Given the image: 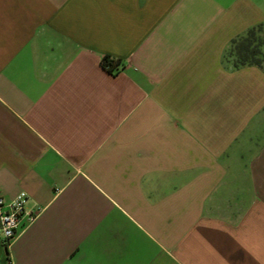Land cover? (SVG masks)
Instances as JSON below:
<instances>
[{
    "label": "crops",
    "instance_id": "obj_1",
    "mask_svg": "<svg viewBox=\"0 0 264 264\" xmlns=\"http://www.w3.org/2000/svg\"><path fill=\"white\" fill-rule=\"evenodd\" d=\"M264 0H0V264H264ZM122 61L115 74L101 62Z\"/></svg>",
    "mask_w": 264,
    "mask_h": 264
},
{
    "label": "trees",
    "instance_id": "obj_2",
    "mask_svg": "<svg viewBox=\"0 0 264 264\" xmlns=\"http://www.w3.org/2000/svg\"><path fill=\"white\" fill-rule=\"evenodd\" d=\"M225 60L231 62L236 69L253 66L264 71V23L233 39ZM121 64V60L110 57H104L101 62L103 68L111 74H115Z\"/></svg>",
    "mask_w": 264,
    "mask_h": 264
},
{
    "label": "built area",
    "instance_id": "obj_3",
    "mask_svg": "<svg viewBox=\"0 0 264 264\" xmlns=\"http://www.w3.org/2000/svg\"><path fill=\"white\" fill-rule=\"evenodd\" d=\"M28 195L20 192L10 201L0 197V240L5 248H9L19 232L32 223L39 211L27 212Z\"/></svg>",
    "mask_w": 264,
    "mask_h": 264
},
{
    "label": "rangeland",
    "instance_id": "obj_4",
    "mask_svg": "<svg viewBox=\"0 0 264 264\" xmlns=\"http://www.w3.org/2000/svg\"><path fill=\"white\" fill-rule=\"evenodd\" d=\"M227 51H228V49H227Z\"/></svg>",
    "mask_w": 264,
    "mask_h": 264
}]
</instances>
